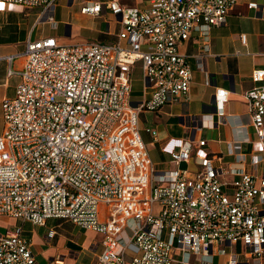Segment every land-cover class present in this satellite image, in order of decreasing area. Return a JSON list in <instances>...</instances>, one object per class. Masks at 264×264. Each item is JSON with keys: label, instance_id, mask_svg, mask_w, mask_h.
I'll return each instance as SVG.
<instances>
[{"label": "built area", "instance_id": "1", "mask_svg": "<svg viewBox=\"0 0 264 264\" xmlns=\"http://www.w3.org/2000/svg\"><path fill=\"white\" fill-rule=\"evenodd\" d=\"M58 1L0 3L39 8L41 18L53 21L51 8ZM237 1L85 3L84 14L106 8L120 17L116 41L29 40L22 68L8 69V75L19 76L15 94L1 102L0 215L36 226L62 219L96 232L100 264H193L225 254L227 243H240L246 256L260 259L264 172L242 171L223 182V171L214 164L221 157L205 150V140L183 141L169 153L176 165L193 160L195 169L158 171L139 128L141 111L186 97L192 74L180 46L195 33L201 65L211 28L225 23ZM137 63L143 99L133 104L131 73ZM250 78L256 85L244 95L264 154V67L253 69ZM215 100L219 123H225V90L217 91ZM101 205L106 215L100 214ZM54 234L49 230L47 237ZM0 264H39L20 227L0 233Z\"/></svg>", "mask_w": 264, "mask_h": 264}, {"label": "crops", "instance_id": "2", "mask_svg": "<svg viewBox=\"0 0 264 264\" xmlns=\"http://www.w3.org/2000/svg\"><path fill=\"white\" fill-rule=\"evenodd\" d=\"M59 1L62 5L67 2V6L77 7L78 12L69 15V18H55L53 6V21H46L41 18L39 8L0 3V134L3 129L1 102L15 94L19 82V76L8 75V69L19 71L22 68V53L29 40L53 36L62 44H71L84 41L112 43L117 39L119 16L106 8L95 16L80 11L85 3H106L108 0ZM118 1L122 5L137 7L147 4V0ZM249 3H256L257 8L248 7ZM241 35H244V41ZM196 36L194 33L180 46L192 74L186 97L176 103L164 104L158 110L139 113L140 133L149 156L158 171L176 167L195 169L193 160L176 165L169 153L177 150L183 141L205 140V150L210 155L221 157L218 161L214 160V164L221 167L223 182L230 183L242 171L259 175L264 172V154L251 125L244 93L256 85L250 78L252 70L264 67V0L236 2L225 23L211 28L209 50L203 54L201 65L196 57L201 52ZM8 55L13 56L10 62L4 58ZM220 89L225 90L227 97L225 123H219L216 114L215 94ZM142 99V91L139 95L132 87V103ZM146 128L153 129L156 135ZM229 150L234 154H229ZM237 155L244 160L239 161ZM255 155L259 161L254 164L252 156ZM17 227L21 228L22 236L30 241L31 251L39 264H100L98 256L102 246L100 237L94 236L93 231H77L76 225L62 219L50 218L44 226H36L0 215V233ZM49 230L55 232L51 238L47 237ZM225 249V254L192 260L193 264H264V250L262 257L256 259L246 256L240 243H227ZM126 257H130V252Z\"/></svg>", "mask_w": 264, "mask_h": 264}, {"label": "rangeland", "instance_id": "3", "mask_svg": "<svg viewBox=\"0 0 264 264\" xmlns=\"http://www.w3.org/2000/svg\"><path fill=\"white\" fill-rule=\"evenodd\" d=\"M57 5H54V10L56 12V14L54 15L55 18L57 17H61L62 18H69V15H74L76 12H78L77 7H74L73 5H69L67 6V2H65V5H62V3L59 1L58 3H56ZM70 25V23H68ZM63 35H64V31H63ZM65 36V35H64ZM88 40H95L92 37H86ZM131 78H132V87H133V91L137 94H141L142 91V79H141V70H140V64L137 63L133 69H132V73H131ZM100 214L101 215H106L107 211H106V206L105 205H101L100 207ZM15 219V218H13ZM77 231H84L82 228L76 226ZM94 236H99L101 237V235H99L96 232H93Z\"/></svg>", "mask_w": 264, "mask_h": 264}]
</instances>
